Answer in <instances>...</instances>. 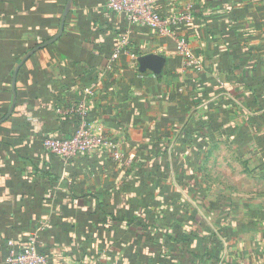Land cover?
I'll use <instances>...</instances> for the list:
<instances>
[{
  "label": "crops",
  "instance_id": "1",
  "mask_svg": "<svg viewBox=\"0 0 264 264\" xmlns=\"http://www.w3.org/2000/svg\"><path fill=\"white\" fill-rule=\"evenodd\" d=\"M106 1L74 0L17 74L0 124V264L34 233L52 264H264V0H192L175 35ZM66 2L0 0V120L14 69ZM123 33L131 53L111 64ZM147 54L166 60L160 75L139 71ZM82 123L121 160L42 150Z\"/></svg>",
  "mask_w": 264,
  "mask_h": 264
},
{
  "label": "built area",
  "instance_id": "2",
  "mask_svg": "<svg viewBox=\"0 0 264 264\" xmlns=\"http://www.w3.org/2000/svg\"><path fill=\"white\" fill-rule=\"evenodd\" d=\"M192 0H107L105 9L123 15L129 26L145 27L158 31L160 34L175 35L184 23L190 22L193 16ZM179 2L177 7L175 3ZM165 5L166 14L159 10ZM176 50L191 65L193 60L187 50V43L181 37H176ZM129 36L119 35V40L112 51L109 63L113 64L126 54H130ZM45 152L54 154L64 161L75 158L79 154H92L109 149L114 160L120 161L122 153L118 145L108 136L95 135L90 128L82 123L70 138H45L42 143ZM42 245L38 235L34 233L24 244H15L12 240L6 242L7 254L1 264H52L40 253ZM68 264H79L70 262Z\"/></svg>",
  "mask_w": 264,
  "mask_h": 264
},
{
  "label": "water",
  "instance_id": "3",
  "mask_svg": "<svg viewBox=\"0 0 264 264\" xmlns=\"http://www.w3.org/2000/svg\"><path fill=\"white\" fill-rule=\"evenodd\" d=\"M73 2H74V0H67V2H66V5L64 7V10H63V13L61 16L58 32L51 39L45 41L44 43L37 45L36 47H34L30 51H28L23 56V58L21 59L19 64L16 66V68L14 69L13 74H12V79H11V89L13 92L12 104H11V107L8 110L7 114L0 120V124L3 123L6 119H8L9 116L13 112L15 102H16V95H15L16 77H17V74H18L20 68L37 51H39V50H41V49H43V48H45V47H47V46H49V45H51L57 41V39L63 33L66 18L68 16V14L70 13V11L73 9ZM165 64H166V60L163 57L155 55V54H147V55H144V56H141L138 58V66H139L138 69L142 73L145 72L146 70H148V71L154 73L155 75H160L164 69Z\"/></svg>",
  "mask_w": 264,
  "mask_h": 264
},
{
  "label": "trees",
  "instance_id": "4",
  "mask_svg": "<svg viewBox=\"0 0 264 264\" xmlns=\"http://www.w3.org/2000/svg\"><path fill=\"white\" fill-rule=\"evenodd\" d=\"M72 135H73V134H72ZM72 135H71V136H72ZM71 136H70V137H71ZM70 137H68V138H70ZM44 139H45V138H44ZM44 139H43V140H44ZM43 140H42V142H41V146H42ZM42 150L44 151L43 147H42ZM44 152H45V151H44ZM45 153H48V152H45ZM49 154H51V153H49ZM53 155H54V154H53ZM6 254H7V252H6ZM6 254H5V256H6ZM5 256H4V257H5ZM3 259H4V258H3Z\"/></svg>",
  "mask_w": 264,
  "mask_h": 264
}]
</instances>
